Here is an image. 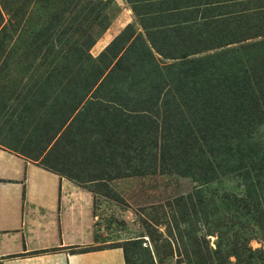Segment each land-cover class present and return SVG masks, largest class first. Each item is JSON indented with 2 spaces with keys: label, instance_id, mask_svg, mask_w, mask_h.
Segmentation results:
<instances>
[{
  "label": "rangeland",
  "instance_id": "rangeland-1",
  "mask_svg": "<svg viewBox=\"0 0 264 264\" xmlns=\"http://www.w3.org/2000/svg\"><path fill=\"white\" fill-rule=\"evenodd\" d=\"M132 1L0 0V138L87 191L131 264H264V147L213 154L246 92L264 112V0Z\"/></svg>",
  "mask_w": 264,
  "mask_h": 264
},
{
  "label": "crops",
  "instance_id": "crops-1",
  "mask_svg": "<svg viewBox=\"0 0 264 264\" xmlns=\"http://www.w3.org/2000/svg\"><path fill=\"white\" fill-rule=\"evenodd\" d=\"M185 0H133L130 21L169 20ZM161 28V27H160ZM150 31V30H149ZM151 31H159L152 28ZM111 34V33H110ZM106 34L104 41H110ZM103 41V43H104ZM0 138V264H126L123 248L96 247L87 191Z\"/></svg>",
  "mask_w": 264,
  "mask_h": 264
},
{
  "label": "trees",
  "instance_id": "trees-1",
  "mask_svg": "<svg viewBox=\"0 0 264 264\" xmlns=\"http://www.w3.org/2000/svg\"><path fill=\"white\" fill-rule=\"evenodd\" d=\"M3 8H0V11H2ZM97 43V40H94L92 42L91 46H94ZM91 57V56H90ZM93 58V57H92ZM120 65V61H117L113 68L110 70L109 74L106 76V78L113 72V70L115 68H118ZM105 78V79H106ZM251 93L250 92H246L245 95H243V97L240 99L241 102V107L239 108L238 112L243 114V118L246 122L245 127H242L241 125H237L235 127H231L228 129H225L220 136L216 139L213 140L215 142V145L213 146L214 152L220 154L221 156H226L225 154L228 153L229 151H233L234 149H237L240 146L242 147L244 144L246 147H248L247 149H249L250 151H252L253 149H257L260 147V149H262V147H264V130L262 131L261 129V121L264 118V112L261 110V107L259 106V99L257 102L252 101L251 100ZM239 113H235L234 117H238ZM245 131H248L247 133V137L244 141V138H239L242 133H244ZM238 133V135L235 138V142H230L229 138H231V135H235V133ZM228 136H227V135ZM225 135L227 137H225ZM213 142V143H214ZM226 165H227V161ZM239 163H241L242 161H238ZM232 166V161L230 160L227 166ZM123 248L125 251V260H126V264H131V257L129 255V251L125 248V247H121V246H115L112 248ZM107 248H98V247H94V248H85L83 249V251L88 252L91 250H104Z\"/></svg>",
  "mask_w": 264,
  "mask_h": 264
}]
</instances>
